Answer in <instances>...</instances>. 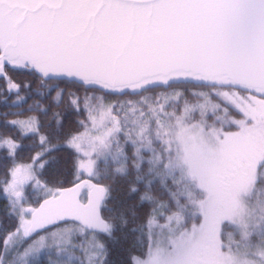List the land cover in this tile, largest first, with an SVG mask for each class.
Wrapping results in <instances>:
<instances>
[{
  "label": "snow or ice",
  "instance_id": "snow-or-ice-1",
  "mask_svg": "<svg viewBox=\"0 0 264 264\" xmlns=\"http://www.w3.org/2000/svg\"><path fill=\"white\" fill-rule=\"evenodd\" d=\"M0 264H264V0H0Z\"/></svg>",
  "mask_w": 264,
  "mask_h": 264
}]
</instances>
